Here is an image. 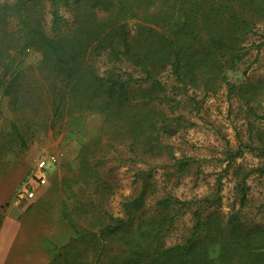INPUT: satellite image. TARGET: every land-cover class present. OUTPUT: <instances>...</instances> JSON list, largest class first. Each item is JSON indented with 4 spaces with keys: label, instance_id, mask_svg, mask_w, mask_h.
Masks as SVG:
<instances>
[{
    "label": "trees",
    "instance_id": "trees-1",
    "mask_svg": "<svg viewBox=\"0 0 264 264\" xmlns=\"http://www.w3.org/2000/svg\"><path fill=\"white\" fill-rule=\"evenodd\" d=\"M263 47L264 0H0V100L24 116L49 100L48 128L80 113L102 120L97 137L77 155L78 183L96 198L79 204L87 227L63 212L73 235L47 264H264L263 226L244 224L239 212L208 211L220 201V186L211 197L180 201L159 196L151 177L157 159H174L163 140L182 129L183 117L174 116L181 100L221 90L245 124L243 147L264 158V78L228 79L249 50ZM31 52L40 59L25 81ZM31 125L11 123L12 141L22 149L34 135ZM110 161L145 168L135 175L138 193L121 202L118 217L102 205L114 193L105 181L113 169L101 171ZM189 162L173 163L180 171ZM255 171L264 175V169ZM251 172L235 185L239 209ZM187 211L194 221L189 233L167 243Z\"/></svg>",
    "mask_w": 264,
    "mask_h": 264
},
{
    "label": "rangeland",
    "instance_id": "rangeland-1",
    "mask_svg": "<svg viewBox=\"0 0 264 264\" xmlns=\"http://www.w3.org/2000/svg\"><path fill=\"white\" fill-rule=\"evenodd\" d=\"M60 14L71 20V15L64 9ZM50 21L51 17L46 15V31L50 28ZM254 42L259 43L257 38ZM39 59V53L27 55L25 81L33 77ZM263 78L264 47L258 53L249 50L237 70L228 74V79L236 84ZM201 99L193 95L192 102H189L184 98L175 109L174 116L183 117L182 129L163 140L172 147L174 159H157L151 172L158 195L193 201L213 196L220 186V201L208 209L209 212L225 217L239 212L244 224L255 223L264 227V175L255 171L264 169V158L243 147L248 144L246 127L224 90L214 97ZM49 104L50 101L43 98L37 106L39 111L24 116V113L17 115L11 111L8 99L0 100V264H47L55 249L73 235L63 212L85 228L79 204L96 200L87 187L78 183L77 155L81 145L97 137L101 117L80 113L55 121L53 128H48ZM13 122L34 124L31 125L34 135L27 139L24 149L12 141ZM43 123H46L45 130ZM103 144L104 139L100 145ZM237 151L241 152L240 155L230 161L229 153ZM43 155L55 156L56 162L37 173L36 163ZM182 159L191 162L178 171L173 162ZM227 164L232 168H227ZM105 166L101 171L113 169L105 173V181L113 185L114 193L104 199L102 205L108 213L118 217L122 215L121 202L138 193L140 181L135 180V175L145 168L140 163L120 164L117 161L107 162ZM249 171L252 172L244 182L248 190L247 201L239 209L235 185ZM40 175L45 180L44 185L34 180ZM26 182L34 193L32 200L24 197ZM97 186L107 195L101 185ZM193 224L190 211L180 215L167 243L186 236Z\"/></svg>",
    "mask_w": 264,
    "mask_h": 264
},
{
    "label": "built area",
    "instance_id": "built-area-1",
    "mask_svg": "<svg viewBox=\"0 0 264 264\" xmlns=\"http://www.w3.org/2000/svg\"><path fill=\"white\" fill-rule=\"evenodd\" d=\"M56 162V158L53 155H43L39 158V160L36 163V172L41 173L48 165H52ZM38 178V184L39 185H44L45 184V180L44 178L40 175L37 176ZM24 197L28 200H32L33 199V191L31 190L29 186V184L26 182L24 183Z\"/></svg>",
    "mask_w": 264,
    "mask_h": 264
}]
</instances>
